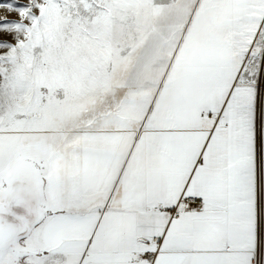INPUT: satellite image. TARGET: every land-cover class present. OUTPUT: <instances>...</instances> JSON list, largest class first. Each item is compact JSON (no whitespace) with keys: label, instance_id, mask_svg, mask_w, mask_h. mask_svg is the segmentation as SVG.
Listing matches in <instances>:
<instances>
[{"label":"snow or ice","instance_id":"1","mask_svg":"<svg viewBox=\"0 0 264 264\" xmlns=\"http://www.w3.org/2000/svg\"><path fill=\"white\" fill-rule=\"evenodd\" d=\"M0 264H264V0H0Z\"/></svg>","mask_w":264,"mask_h":264}]
</instances>
